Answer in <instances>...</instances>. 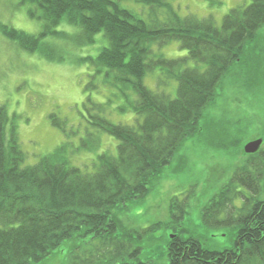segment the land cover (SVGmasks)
<instances>
[{
	"label": "trees",
	"instance_id": "trees-1",
	"mask_svg": "<svg viewBox=\"0 0 264 264\" xmlns=\"http://www.w3.org/2000/svg\"><path fill=\"white\" fill-rule=\"evenodd\" d=\"M21 1L42 29L32 34L0 24L2 34L49 61L87 66L92 72L85 90L110 88L112 98L124 99L119 109L136 118L133 125L114 123L102 115L104 104L87 96L96 111L89 124L119 141L115 155L99 154L88 171L70 163L67 149L99 146L98 134L87 133L78 145L64 141L25 165L16 128L6 131L8 115L0 106V264H46L64 242L69 248L60 264H264V146L253 154L241 151L246 164L201 211L205 228L229 232V248L207 249L182 230L167 241L166 263L142 261L140 244L155 225L125 228L113 215L142 200L198 132L217 88L235 63L245 61L264 26V0L230 10L221 27L212 17L180 16L171 0ZM174 41L187 55L170 59L161 52ZM94 45L96 53L80 52ZM155 69L162 78L153 90L143 80ZM49 117L69 137L66 119ZM171 200L172 222H179L184 200Z\"/></svg>",
	"mask_w": 264,
	"mask_h": 264
},
{
	"label": "rangeland",
	"instance_id": "rangeland-1",
	"mask_svg": "<svg viewBox=\"0 0 264 264\" xmlns=\"http://www.w3.org/2000/svg\"><path fill=\"white\" fill-rule=\"evenodd\" d=\"M21 2L0 0V24L38 33L42 29L41 21L30 17V6ZM250 2L171 0L180 16L212 17L217 27H221L223 17L230 10L245 7ZM62 28L74 31L68 26ZM259 32L247 49L250 54L246 55L245 61L235 63L217 88L191 141L184 143L142 200L121 206L113 214L125 228L145 229L155 225L140 244V260L166 263L167 241L182 230L199 239L207 249L231 247L229 232L205 228L200 214L229 181L234 169L246 164V156L241 152L245 144L260 137L264 141V26ZM97 44L101 46L100 39ZM80 52L96 53L95 45ZM161 52L170 59L187 55L177 41L163 46ZM189 65H192L191 61ZM91 72L87 66L72 61L53 62L37 53L24 51L0 31V106L5 107L8 115L6 131L11 125L16 128L18 145L25 154V165L37 163L40 157L53 152L64 141L78 145L87 133L98 134L100 144L90 149L69 146L67 156L72 165L92 171V164L99 154H116L119 141L89 124L90 116L96 111L86 103L87 96L93 103L104 104L102 115L114 123L133 125L136 115L120 110L126 105L123 97L112 98V90L108 87L101 86L98 92L86 91ZM160 78V70L155 69L145 76L143 82L155 90ZM169 81L176 84L174 80H168V85ZM165 91L175 95L173 90ZM51 113L66 119L67 128L72 130L69 137L52 124ZM263 141L261 146H264ZM177 155L181 157L177 158ZM173 197L184 200L186 207L183 218L175 223L170 208ZM174 225L176 232L171 228ZM68 243L64 242L46 264H60L66 257Z\"/></svg>",
	"mask_w": 264,
	"mask_h": 264
},
{
	"label": "water",
	"instance_id": "water-1",
	"mask_svg": "<svg viewBox=\"0 0 264 264\" xmlns=\"http://www.w3.org/2000/svg\"><path fill=\"white\" fill-rule=\"evenodd\" d=\"M262 141L263 139L260 137L247 142L243 147V151L247 154H253L257 152L261 146Z\"/></svg>",
	"mask_w": 264,
	"mask_h": 264
}]
</instances>
